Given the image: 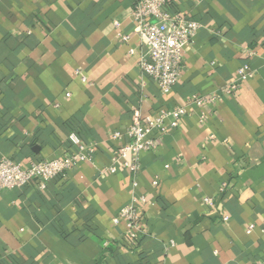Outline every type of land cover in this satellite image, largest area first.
Instances as JSON below:
<instances>
[{
	"label": "crops",
	"instance_id": "0c3cea01",
	"mask_svg": "<svg viewBox=\"0 0 264 264\" xmlns=\"http://www.w3.org/2000/svg\"><path fill=\"white\" fill-rule=\"evenodd\" d=\"M132 7L0 0V159L62 158L73 151L70 135L97 146L92 162L43 191L0 192V264H264V0H170L200 28L166 95L138 70ZM243 65L251 76L224 95ZM194 95L218 99L186 105ZM176 107L186 117L156 151L140 154L144 233L129 239L112 220L130 201L131 178L122 169L100 175L126 141L112 133Z\"/></svg>",
	"mask_w": 264,
	"mask_h": 264
},
{
	"label": "built area",
	"instance_id": "2783aa9c",
	"mask_svg": "<svg viewBox=\"0 0 264 264\" xmlns=\"http://www.w3.org/2000/svg\"><path fill=\"white\" fill-rule=\"evenodd\" d=\"M132 2L130 20L141 43L138 70L157 86L161 94H169L182 74L183 49L196 36L200 26L182 14L171 11L169 9L170 0H132ZM114 26L118 28L119 25L115 23ZM118 38L121 42L129 40L127 35L121 33L118 34ZM250 76L248 66H241L236 71L234 81L221 92L224 95L232 96L237 92L241 83ZM80 77L81 82L85 83V78ZM217 99L216 95H194L188 98L186 105L198 108L208 107L213 105ZM186 115V107H176L161 111L153 117L136 116L123 132L112 133V139L125 138L126 141L119 148L111 150L110 163L100 172V175L115 174L119 169H122L131 178L130 201L112 220L114 225L121 221L124 222L126 236L129 239H136L144 233L140 212L146 204V199L135 193L136 179L140 172V154L156 151L160 138L168 134L170 130L177 128ZM205 119V114L200 115L197 120L198 125H203ZM210 138L206 139L204 146L210 141ZM69 141L73 146V151L59 159L32 161L27 166H22L9 158H1L0 192L18 190L28 186L43 191L48 183L57 178L66 177L68 172L79 164L93 161L97 151L96 144H84L73 135L69 136ZM226 189V183H222L219 192L223 193ZM202 202L207 206H213V201L210 198L204 197ZM222 221L227 222L228 217H222ZM253 229L254 226H248L246 234L249 235Z\"/></svg>",
	"mask_w": 264,
	"mask_h": 264
}]
</instances>
